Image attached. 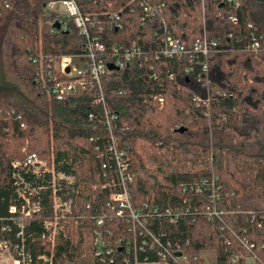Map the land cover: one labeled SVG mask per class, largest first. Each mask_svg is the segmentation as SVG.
Masks as SVG:
<instances>
[{"label":"trees","instance_id":"16d2710c","mask_svg":"<svg viewBox=\"0 0 264 264\" xmlns=\"http://www.w3.org/2000/svg\"><path fill=\"white\" fill-rule=\"evenodd\" d=\"M50 1L0 0V220L21 186L12 165L36 154L72 182L18 170L23 183L41 191L42 210L28 230L52 220V191H75L54 245L55 264H79L80 253L90 251L97 219L111 240H128L130 222L105 205L119 191L116 150L127 158L134 210L188 209L176 222L153 217L146 225L188 264H205L200 253L208 250L215 264H229L234 252L240 256L235 264H246L248 253L231 231L264 258V232L243 221L264 212V0H239L236 10L226 0H144L160 11L143 21L132 0H76L95 25L91 33L101 28L107 50L135 44L146 57L102 77L105 106L117 116L111 133L95 103L96 87L62 101L41 94L34 59L84 54L85 39L71 23L67 31H52L54 18L45 10ZM230 11L236 25L227 20ZM162 21L185 44L180 59L161 54ZM250 32L263 44L257 53L247 49ZM202 39L215 43L205 57L192 50ZM211 191L218 195L213 203ZM207 206L223 214L210 222ZM196 207L201 213H193ZM31 248L48 254L46 247Z\"/></svg>","mask_w":264,"mask_h":264},{"label":"built area","instance_id":"2783aa9c","mask_svg":"<svg viewBox=\"0 0 264 264\" xmlns=\"http://www.w3.org/2000/svg\"><path fill=\"white\" fill-rule=\"evenodd\" d=\"M132 1L142 10V21L153 17L160 11L159 6L154 8L144 0ZM224 3L235 10L240 6L239 0H226ZM45 10L49 16L54 18V23H59V29L52 28L53 32L67 31L68 25L71 23L79 35L85 39V42L83 55L61 56L58 59L50 57L47 60L40 56L33 60L39 66L36 82L39 83L41 94L62 101L65 97L78 91L96 87L98 95L95 103L102 105L104 126L111 133L117 116L110 113L105 106L102 77L106 73L114 72L108 70V64L120 71L132 61L146 60L144 52L135 44L130 47L113 45L107 50L99 36L101 28L98 27L96 34L91 33V30L95 29V25L89 17L81 13L76 0H53L45 4ZM232 12L227 14V20L231 25H236L238 20ZM248 27L251 26L248 25ZM160 30L163 34L160 41L163 56L180 59L187 53L184 42L172 36L164 21H162ZM231 36L228 34V37ZM250 37L251 42L247 45V49L257 53L263 46L261 39L256 37L253 32H250ZM214 46L215 43H209L202 39L193 44L192 50L195 54L205 57L209 49ZM206 71L207 66L203 63L202 72ZM112 157L117 168L119 191L111 192L105 205L117 216L125 217L130 222L132 237L126 241L111 240L109 231L103 229V220L97 219L93 229L90 251L83 250L80 253V264H188L186 256L181 251L172 249L170 242L146 229L150 218L164 217L168 218L170 222H176L188 213V209L182 205L160 210L157 207L145 205L143 209L134 210L128 190L132 175L127 172V158L124 152L116 150ZM12 167L15 170L13 176L21 181V186L15 191L17 201L8 207V217L0 220V264H55L54 245L59 232L63 229L61 221L71 213L75 191H52V220L41 223L39 231L28 230L31 218L42 210L41 191H33L34 189H30L28 184L23 183L18 170L23 173L31 172L36 177L49 174L52 182L60 180L71 183L72 180L61 173H56L53 168H47L45 162L40 160L36 154L27 155L23 163L16 162ZM201 192L195 191L198 194ZM208 196L211 203L218 200L215 191H211ZM193 209V213L198 214L201 213L202 208L200 210L198 207ZM222 214L215 207L207 206L204 209V215L210 222L218 219ZM81 217L82 215H80ZM263 219L264 212L258 216V219L256 215H250L246 216L243 221L245 223L247 221L255 222L262 233L264 232L261 221ZM243 232L245 233L247 230L243 229ZM231 233L238 240L239 247L248 253L245 259L246 263L264 264L263 257H257L251 250L252 248L239 239L234 231ZM37 241L40 243L37 244ZM33 246H37L39 250L46 247L48 254L38 251L33 254L31 251ZM204 252L211 256L210 258L209 256L207 258L200 256L204 263L215 264L214 252L212 250ZM177 253L180 254L177 255ZM239 259L240 256L234 252L230 256L229 264H235Z\"/></svg>","mask_w":264,"mask_h":264},{"label":"water","instance_id":"95a60500","mask_svg":"<svg viewBox=\"0 0 264 264\" xmlns=\"http://www.w3.org/2000/svg\"><path fill=\"white\" fill-rule=\"evenodd\" d=\"M52 28L58 30V29H59V23H58V22H55V23L53 24ZM107 67H108V70L118 71V69L114 68L113 65H111V64H108ZM67 71H68V70H67ZM183 132H184L183 129L178 130V133H183ZM179 254H180V253H177V255H179Z\"/></svg>","mask_w":264,"mask_h":264},{"label":"rangeland","instance_id":"374dc122","mask_svg":"<svg viewBox=\"0 0 264 264\" xmlns=\"http://www.w3.org/2000/svg\"><path fill=\"white\" fill-rule=\"evenodd\" d=\"M200 256L201 257H204V258H207V256H209V258L211 257L207 252H202V253H200ZM80 261L81 260H79V264H80ZM246 264H251L250 262H247Z\"/></svg>","mask_w":264,"mask_h":264}]
</instances>
